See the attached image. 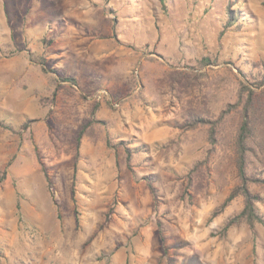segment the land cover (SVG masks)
<instances>
[{"label": "rangeland", "instance_id": "rangeland-1", "mask_svg": "<svg viewBox=\"0 0 264 264\" xmlns=\"http://www.w3.org/2000/svg\"><path fill=\"white\" fill-rule=\"evenodd\" d=\"M165 2L0 0V264H264V224L221 232L242 195L211 217L241 81L264 101V0ZM237 103L211 142L195 119ZM251 146L264 178L263 123Z\"/></svg>", "mask_w": 264, "mask_h": 264}, {"label": "trees", "instance_id": "trees-1", "mask_svg": "<svg viewBox=\"0 0 264 264\" xmlns=\"http://www.w3.org/2000/svg\"><path fill=\"white\" fill-rule=\"evenodd\" d=\"M162 5L166 7L165 0H159ZM229 4V2L227 3ZM234 17V20H233ZM236 17L232 13V8L230 5H227V15L225 20V27L229 24L236 23ZM239 21V20H238ZM231 22V23H230ZM240 23V22H239ZM32 60L38 62L42 65V69L47 71L45 68L46 58L42 54H36L33 52L31 56ZM211 63L208 57H203L201 61V65L204 66L206 64ZM54 71V70H52ZM61 80H69L73 83L72 77L60 78ZM264 79V78H263ZM257 81V79H255ZM264 81V80H263ZM262 82V81H261ZM261 82H253L255 85H260ZM252 83V84H253ZM244 94L246 96H244ZM240 122L237 127V131L235 133V168L238 178V184L235 186L234 189L231 190L229 195L225 198L223 203L216 209V211L211 214V217H215L217 212L221 211L225 206H227L236 196L242 195L243 196V207L242 209L231 218H229L224 226L221 229L222 233H226L228 229L240 222H245L248 228L254 234V229L257 224H264V216L260 214L258 209L255 206V202L258 200V197L253 194L250 189L249 185L251 183H264V178L260 176L257 172L251 171L248 168V157L252 150L251 143L255 138V132L259 125L262 123L264 124V101L259 100L256 92L252 89L247 83L241 81V89H240ZM245 97V98H244ZM237 104H227V107L223 109L218 118L214 120H207L204 118H197L195 119V123H209V139L211 142L215 141L216 132H218V127L220 122L223 121L224 116L232 109L238 106ZM0 125L2 127L11 128L8 124H6L3 120H0ZM23 128L26 127V123L22 124ZM83 131L80 130L78 136L82 135ZM75 171V170H74ZM47 179L48 185L50 186V180L45 174ZM151 188V191L155 193V189L153 188L152 184H148ZM73 193V192H72ZM74 215L76 222L79 221V211L75 208Z\"/></svg>", "mask_w": 264, "mask_h": 264}, {"label": "built area", "instance_id": "built-area-1", "mask_svg": "<svg viewBox=\"0 0 264 264\" xmlns=\"http://www.w3.org/2000/svg\"><path fill=\"white\" fill-rule=\"evenodd\" d=\"M104 93H105V91L101 89V90L97 91L96 95L98 98H100Z\"/></svg>", "mask_w": 264, "mask_h": 264}, {"label": "crops", "instance_id": "crops-1", "mask_svg": "<svg viewBox=\"0 0 264 264\" xmlns=\"http://www.w3.org/2000/svg\"><path fill=\"white\" fill-rule=\"evenodd\" d=\"M189 264H197L196 262H190Z\"/></svg>", "mask_w": 264, "mask_h": 264}]
</instances>
